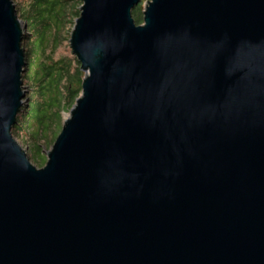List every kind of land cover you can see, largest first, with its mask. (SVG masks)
<instances>
[{"label":"water","instance_id":"water-1","mask_svg":"<svg viewBox=\"0 0 264 264\" xmlns=\"http://www.w3.org/2000/svg\"><path fill=\"white\" fill-rule=\"evenodd\" d=\"M84 79L37 168L12 136L25 26L0 0V264H264V0H81Z\"/></svg>","mask_w":264,"mask_h":264},{"label":"trees","instance_id":"trees-1","mask_svg":"<svg viewBox=\"0 0 264 264\" xmlns=\"http://www.w3.org/2000/svg\"><path fill=\"white\" fill-rule=\"evenodd\" d=\"M132 10L136 25L142 23L143 3ZM17 17L25 24V69L21 80L28 86L26 104L20 109L11 134L27 149L29 159L42 164L41 151L50 148L63 125V113L80 97L84 73L71 55L53 57L66 47L81 0H13ZM64 31L66 37L61 36ZM67 49V48H66ZM65 50V49H64ZM63 50V52H65ZM64 54V53H63ZM32 69V74H30Z\"/></svg>","mask_w":264,"mask_h":264},{"label":"rangeland","instance_id":"rangeland-1","mask_svg":"<svg viewBox=\"0 0 264 264\" xmlns=\"http://www.w3.org/2000/svg\"><path fill=\"white\" fill-rule=\"evenodd\" d=\"M16 2H17V0H16ZM82 2V1H81ZM148 1H144V3H143V6H145L146 5V3H147ZM82 4V3H81ZM81 7V6H80ZM20 21H21V23L25 26V24L23 23V21L21 20V19H19ZM72 31V30H71ZM71 34V33H70ZM61 36H63V37H66V35H65V32L64 31H62L61 32ZM27 37V32H26V29H25V37H24V39ZM70 38V37H69ZM23 39V40H24ZM23 40H22V44H21V46L23 45ZM67 48V49H66ZM65 49V50H64ZM63 50L65 51V52H63ZM64 53V54H63ZM65 53L66 54H68L69 53V55H71L72 57H74L75 58V56L72 54V52H71V49H70V46H69V40H68V44H67V46L66 47H62L61 48V50H60V52H59V49L53 54V57L54 58H56V57H59V56H62V55H65ZM76 59V58H75ZM78 62V61H77ZM24 69H25V66H24ZM24 72V71H23ZM23 74V73H22ZM30 74H32V69H30ZM84 79V78H83ZM22 90L25 92V96H26V94H27V92H28V86H27V84H24L23 83V81H22ZM27 102H26V99H25V97H24V102H23V106L26 104ZM22 106V107H23ZM21 107V108H22ZM68 115H69V113H63L62 114V118H63V122H64V120L68 117ZM17 142H18V144L22 147V149L23 150H25V152H26V154H27V149H26V147L23 145V144H21V143H19V140H16ZM51 148V147H50ZM50 148H46V149H44L43 151H46V150H49ZM43 151H41V158H43L44 157V161H43V163L42 164H39V163H34V162H32V164L34 165V166H36L37 168H41V167H43V165L45 164V162H46V157H45V155L43 154ZM27 156H28V158H29V155L27 154ZM29 161H30V159H29ZM31 162V161H30Z\"/></svg>","mask_w":264,"mask_h":264},{"label":"bare ground","instance_id":"bare-ground-1","mask_svg":"<svg viewBox=\"0 0 264 264\" xmlns=\"http://www.w3.org/2000/svg\"><path fill=\"white\" fill-rule=\"evenodd\" d=\"M13 1V0H12Z\"/></svg>","mask_w":264,"mask_h":264}]
</instances>
